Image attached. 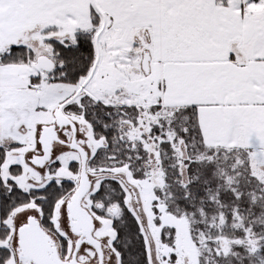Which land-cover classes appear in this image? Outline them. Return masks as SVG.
<instances>
[{"label":"snow or ice","instance_id":"1","mask_svg":"<svg viewBox=\"0 0 264 264\" xmlns=\"http://www.w3.org/2000/svg\"><path fill=\"white\" fill-rule=\"evenodd\" d=\"M0 264H264V0H0Z\"/></svg>","mask_w":264,"mask_h":264}]
</instances>
